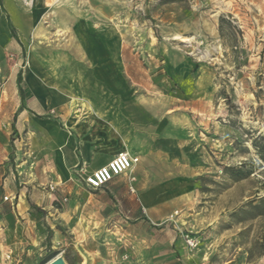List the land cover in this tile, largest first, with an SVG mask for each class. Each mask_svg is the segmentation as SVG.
Here are the masks:
<instances>
[{
  "label": "rangeland",
  "instance_id": "obj_1",
  "mask_svg": "<svg viewBox=\"0 0 264 264\" xmlns=\"http://www.w3.org/2000/svg\"><path fill=\"white\" fill-rule=\"evenodd\" d=\"M34 1L3 11L14 35L0 46V264H264V0L109 1L124 37L122 151L139 160L97 189L84 163L63 171L48 139L118 114L59 96L20 107L25 79L42 98L30 77L41 87V58L50 91L86 84L61 69L75 70L74 26L34 18Z\"/></svg>",
  "mask_w": 264,
  "mask_h": 264
},
{
  "label": "crops",
  "instance_id": "obj_2",
  "mask_svg": "<svg viewBox=\"0 0 264 264\" xmlns=\"http://www.w3.org/2000/svg\"><path fill=\"white\" fill-rule=\"evenodd\" d=\"M0 1V46H3L6 41V31L14 35L11 30V27L13 29L14 27L11 24L12 17L10 13L5 15L3 12L7 10L6 5L10 7V0H5V3L4 0ZM96 1L100 5L90 6V8H84L83 10L80 9L81 3H73L71 0H38V2L35 0L34 4L36 5L33 4L30 10L36 19H39L40 16L42 19L47 13H52L50 15L51 20L63 16L60 22L65 24L69 22L70 26H74L78 42L75 48L77 58L75 70L65 62L62 64L61 69L67 65L70 68V73L76 72V75L83 78L82 81H86L85 88L76 90L77 95L67 89L60 90V95H58V92L56 94L54 91L45 88L46 76L49 77L53 74L49 67H52V69L55 67L44 58H41V87L37 84L39 79H35V76L30 75L34 85L42 89L41 100H37L35 88L27 84L26 79L25 84L29 89L28 93L24 95L23 88L20 86L22 88L20 107L22 108H26L25 104H31V107L38 106L41 107V110H45L54 103L53 98L59 96L65 98V100L70 97L82 100V104H85L86 110L91 114L107 116L114 113L118 114L119 118L117 119L119 122L117 124L105 121L106 124L103 122L101 128L97 131L92 129L91 132H84L82 127L75 129L73 132L69 126L59 131L55 130L54 135H51L48 139L54 152V158L63 164V171L84 163L88 169L84 177L109 161L116 153L124 150L128 146L127 141H129L125 132L126 125L124 121L122 122V119H125L126 112L125 80L121 76V69L124 67L122 58L124 48L123 31L115 23L110 24L107 21L110 16L108 15L110 0ZM18 9L16 7L12 10V15ZM23 9L25 10V8ZM117 13L119 16V11ZM70 20H72L73 25L70 24ZM99 83H102L101 89L97 88ZM66 102L64 103L67 107L69 103L67 105ZM68 121L66 120L67 123ZM135 151L138 150H130L129 148L130 154L137 156ZM122 174L115 176L109 182L116 185L121 184L123 182Z\"/></svg>",
  "mask_w": 264,
  "mask_h": 264
},
{
  "label": "built area",
  "instance_id": "obj_3",
  "mask_svg": "<svg viewBox=\"0 0 264 264\" xmlns=\"http://www.w3.org/2000/svg\"><path fill=\"white\" fill-rule=\"evenodd\" d=\"M138 160L137 156H132L127 152H118L109 161L87 174L84 177V182L92 189L100 188L115 176L125 173Z\"/></svg>",
  "mask_w": 264,
  "mask_h": 264
},
{
  "label": "trees",
  "instance_id": "obj_4",
  "mask_svg": "<svg viewBox=\"0 0 264 264\" xmlns=\"http://www.w3.org/2000/svg\"><path fill=\"white\" fill-rule=\"evenodd\" d=\"M1 2V1H0ZM9 25L11 26V24L9 23ZM11 30L13 31V33H14V29L11 27ZM17 81H18V83L20 84V82H21V76L20 75H18V77H17ZM19 91H20V93L22 94V88L19 86ZM258 148H259V154H260V156H261V159L264 161V146H258Z\"/></svg>",
  "mask_w": 264,
  "mask_h": 264
},
{
  "label": "water",
  "instance_id": "obj_5",
  "mask_svg": "<svg viewBox=\"0 0 264 264\" xmlns=\"http://www.w3.org/2000/svg\"><path fill=\"white\" fill-rule=\"evenodd\" d=\"M48 264H66V263L64 262L62 258L57 257L53 259L52 261H50Z\"/></svg>",
  "mask_w": 264,
  "mask_h": 264
},
{
  "label": "bare ground",
  "instance_id": "obj_6",
  "mask_svg": "<svg viewBox=\"0 0 264 264\" xmlns=\"http://www.w3.org/2000/svg\"><path fill=\"white\" fill-rule=\"evenodd\" d=\"M8 85H9V86H11V85H10V83H9ZM9 86H8V87H9ZM126 150H127V149H126ZM128 151H129V150H128ZM122 152H127V151H122ZM127 153H129V154H130V152H127ZM130 155H131V154H130Z\"/></svg>",
  "mask_w": 264,
  "mask_h": 264
}]
</instances>
